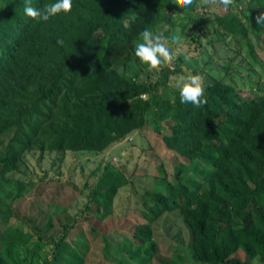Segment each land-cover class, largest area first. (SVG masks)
<instances>
[{"label":"trees","instance_id":"16d2710c","mask_svg":"<svg viewBox=\"0 0 264 264\" xmlns=\"http://www.w3.org/2000/svg\"><path fill=\"white\" fill-rule=\"evenodd\" d=\"M254 1L252 28L260 37L264 24H257L256 18L264 12V0ZM50 2L32 0L36 7ZM178 2L73 0L71 13L35 22L24 15L23 0H0V138L11 132L6 150L11 146L21 150V140L27 144L35 136L62 90L84 76L88 80L85 70L89 68L103 93L99 99L87 98L71 106L65 101L74 124L61 141L69 137L79 148L97 149L91 129L118 113L108 101L147 92L150 98L138 121L130 124L141 129L150 116L152 131L158 134L162 131L159 118L172 120L169 132L157 140L162 151L160 178L169 192L157 191L150 198L145 222L121 217L112 223L106 210L127 178L113 169L103 174L91 195L101 212L85 207L79 223H85L87 235L102 244L104 261L153 264L163 242L168 260L161 264H249L256 256L264 264V94L245 96L232 83L216 79L204 87L206 103L196 107L181 103L179 95L170 98L160 93V87L165 88L169 76L179 69L162 68L151 85L114 79L113 67L128 62L146 24L174 25L171 10L179 12L190 5L182 2L178 7ZM229 26L247 44L245 27L239 22ZM57 37L64 39L63 45L56 43ZM37 82L46 86L44 90L28 94L27 89ZM20 150H10L0 158V174L16 169ZM247 217L251 218L248 222ZM77 234L74 225L64 227L49 264H88L89 243L84 236L78 240ZM28 239L19 228L4 229L0 264H20L16 246L27 245ZM135 240L150 243L152 249L135 245ZM32 249L39 250L40 245ZM238 249L247 260L241 259Z\"/></svg>","mask_w":264,"mask_h":264},{"label":"rangeland","instance_id":"374dc122","mask_svg":"<svg viewBox=\"0 0 264 264\" xmlns=\"http://www.w3.org/2000/svg\"><path fill=\"white\" fill-rule=\"evenodd\" d=\"M181 3L182 0L177 6ZM255 11L254 0H232L227 9L220 0H193L179 12L171 10L174 25L161 27L179 37L176 43L169 42L172 60L149 64L136 57L132 49L127 63L118 62L113 67L114 79H129L136 86L151 85L159 79L161 69L168 67L180 72L171 74L167 86L160 87L164 97L178 96L184 77L197 73L202 75L204 87L220 79L232 83L245 96L264 94V27L260 37L253 33L251 18L256 15ZM237 22L247 31V44L245 39L229 30V25ZM85 72L88 80L84 76L62 90L57 105L30 142L25 144L22 139L21 150L11 146V151L20 150L16 169L0 174V236L7 227L19 228L29 236L27 245L16 246L20 264H49L54 243L64 227L71 224L77 227V239L85 237L89 243L88 264H113L104 261L100 252L102 244L87 235L85 223H79L85 207L95 213L101 212L91 195L109 169L120 171L127 178V183L118 188L106 210L111 214L112 223L121 217L135 223L145 222L150 216V198L157 191L169 192L166 181L160 178L162 151L157 140L160 142L158 138L169 132L172 120L169 116H161L162 131L158 134L152 131L150 116L141 129L130 124L138 121L144 102L150 98L147 92L125 98L114 96L108 101L118 113L91 129L97 149L79 148L75 142H69V137L61 141L74 124V116L67 112L65 101L68 100L71 106L75 101L99 99L103 93V88L94 82L93 69ZM45 87L37 82L27 89V93L34 94ZM12 135L10 132L0 138V158L9 154L6 147ZM249 219L247 217L245 221ZM180 232L185 235V230L180 229ZM136 244L142 245L135 240ZM35 245H40V249L33 251ZM142 247L152 249L150 243ZM165 249L166 245L160 242V254L153 264H161L165 258L168 260ZM238 255L247 260L240 249Z\"/></svg>","mask_w":264,"mask_h":264},{"label":"clouds","instance_id":"9594fccd","mask_svg":"<svg viewBox=\"0 0 264 264\" xmlns=\"http://www.w3.org/2000/svg\"><path fill=\"white\" fill-rule=\"evenodd\" d=\"M185 6L192 3V0H182ZM227 9L232 0H220ZM73 10V0H52L42 7L33 6L32 0H23L24 15L32 18L35 22H47L50 18L61 13L68 14ZM257 24H264V12L256 18ZM138 42L135 43L134 54L136 57L146 60L149 64H155L161 60H172V52L169 42L176 43L179 39L175 32H165L159 25L146 24L139 32ZM58 45L64 44V39L57 37ZM205 88L201 74H193L184 77L180 86L179 98L181 103H191L199 107L206 103ZM261 258L256 256L252 264H260Z\"/></svg>","mask_w":264,"mask_h":264}]
</instances>
